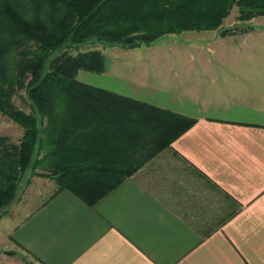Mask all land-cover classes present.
Returning <instances> with one entry per match:
<instances>
[{
  "label": "crops",
  "instance_id": "0c3cea01",
  "mask_svg": "<svg viewBox=\"0 0 264 264\" xmlns=\"http://www.w3.org/2000/svg\"><path fill=\"white\" fill-rule=\"evenodd\" d=\"M232 11L216 28L100 47L109 80L94 84L195 121L92 205L52 180L8 233L0 264H31L24 255L35 264H264V82L243 80L264 81V14L243 23L227 20ZM234 24L252 27L220 34ZM235 60L236 69L212 67ZM249 62L254 71L241 67ZM116 67L131 72L111 76Z\"/></svg>",
  "mask_w": 264,
  "mask_h": 264
},
{
  "label": "trees",
  "instance_id": "16d2710c",
  "mask_svg": "<svg viewBox=\"0 0 264 264\" xmlns=\"http://www.w3.org/2000/svg\"><path fill=\"white\" fill-rule=\"evenodd\" d=\"M233 5L241 20L264 14V0H0V111L22 128L18 143L0 135V210L18 199L35 149L57 190L92 205L195 121L79 79L80 69H106L104 54L83 44L134 48L169 32L216 28ZM19 89L28 111L12 100Z\"/></svg>",
  "mask_w": 264,
  "mask_h": 264
},
{
  "label": "rangeland",
  "instance_id": "374dc122",
  "mask_svg": "<svg viewBox=\"0 0 264 264\" xmlns=\"http://www.w3.org/2000/svg\"><path fill=\"white\" fill-rule=\"evenodd\" d=\"M231 9H233V11L227 20L228 21L233 20L234 17L236 20L239 19L238 18V6L233 5ZM236 10H237V15H236ZM241 22L245 23V19H242ZM104 44H109V43L93 41V42H87L83 44L82 47L84 49L98 48L102 52L100 47ZM141 52H144V51H140V53ZM114 58L115 57L109 55V61H111V63H117L116 60L115 61L112 60ZM242 63H243L242 61L239 62L237 60L233 62L212 61V65H213L212 67L215 68V70L217 71H222V70H226L228 68H233V67L234 69H236L238 64L241 65ZM257 65H259V62ZM241 67L250 68V70H253L255 66L253 65V62H249L248 67H245V66H241ZM80 70L81 71L78 74V78L84 81H90L94 84V83H102L104 81V78L106 79V82L109 80V78L105 77V75L103 73L101 74V72L89 71V70H84V69H80ZM116 70L113 71V69L111 68L109 70L110 75L111 76L118 75V74L126 75L127 73L131 72L130 70H128L127 67H121V68L116 67ZM243 80H244L245 85H248L250 87L260 85L264 82L262 76L258 77L254 75L253 76L251 75L250 78L248 79L244 78ZM219 84L222 87L228 86V84L225 82V78H223V80H220ZM250 97L256 99L257 95L251 93ZM12 100L16 106L21 107L27 111L30 110V108L28 107V99H27L26 94L24 93V89H19V93L15 94L12 97ZM21 134H22L21 125L14 122L11 118H9L7 115L3 114L0 111V135H6L13 142L18 143ZM42 152L43 151L38 152L36 151V149L34 150L31 164L29 165L28 169H26V171L22 174L21 179L19 181V187L17 191L20 194L24 193V196H25L24 199L26 200V202L24 204H22L24 200L23 201L19 200L16 203L13 202L7 205V207H5V209L0 214V246L1 247L6 242L9 243L10 246L12 245V243L8 239V233L13 229L14 225L22 219L23 215L33 210L36 207V205H38L40 201H42L47 196H49L50 192L52 191L51 189L54 186L52 183V180H54L52 174L49 173L48 170H44L40 164L39 165L35 164L36 158L38 157V155L41 156ZM3 249L13 250V248H3ZM17 255L19 254H16L15 256ZM24 257L28 262L30 261L31 264H35V262H37L34 258H32L29 255H24ZM10 261H14V259H11ZM5 264H8V263L5 262Z\"/></svg>",
  "mask_w": 264,
  "mask_h": 264
},
{
  "label": "water",
  "instance_id": "95a60500",
  "mask_svg": "<svg viewBox=\"0 0 264 264\" xmlns=\"http://www.w3.org/2000/svg\"><path fill=\"white\" fill-rule=\"evenodd\" d=\"M5 252H6V253H13L14 250H12V249H6Z\"/></svg>",
  "mask_w": 264,
  "mask_h": 264
}]
</instances>
